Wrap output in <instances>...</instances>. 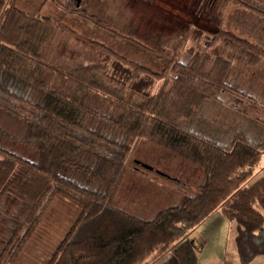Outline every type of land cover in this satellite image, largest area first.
I'll use <instances>...</instances> for the list:
<instances>
[{
	"label": "trees",
	"instance_id": "16d2710c",
	"mask_svg": "<svg viewBox=\"0 0 264 264\" xmlns=\"http://www.w3.org/2000/svg\"><path fill=\"white\" fill-rule=\"evenodd\" d=\"M17 2L0 0V111L25 125L24 140L37 160L30 162L0 148V208L5 197L17 205L5 218L8 239L0 259L18 241L15 253L36 224L35 211L56 192L71 197L80 212L49 264H154L167 254L178 264H196L199 247L189 235L215 212L234 226L241 264L264 257V181L250 182L264 143L249 142L242 130L221 146L192 131L205 103L221 93L238 94L227 84L231 63L205 51L179 63L194 30L191 25L166 53L150 50L96 16L79 11L96 29L166 61L161 73L155 74L58 19H38L20 11ZM62 30L128 68L129 80L143 74L163 79L161 88L129 100L121 86L106 81L104 64L51 66L46 62L48 48ZM224 36L220 29L212 40ZM231 44L256 51L264 59L256 46L234 37ZM140 142L170 153L203 174L194 194L184 193L176 206L159 211L151 220L111 205L126 172V158ZM32 189L37 192L29 200Z\"/></svg>",
	"mask_w": 264,
	"mask_h": 264
},
{
	"label": "rangeland",
	"instance_id": "374dc122",
	"mask_svg": "<svg viewBox=\"0 0 264 264\" xmlns=\"http://www.w3.org/2000/svg\"><path fill=\"white\" fill-rule=\"evenodd\" d=\"M46 1L18 0L17 8L38 19H58L77 34L155 74L161 73L166 61L96 29L78 14L79 11L96 16L150 50L166 53L171 52L172 41L191 25L194 30L180 53L179 63L185 64L193 55L204 51L209 56L228 60L231 70L227 84L238 93H221L214 101L205 103L194 119L192 131L221 146L228 144L235 133L242 130L249 142L264 143V94H261L264 91V59L257 57L256 51H243L231 44L234 37L264 53V32L261 31L264 28V0H58L59 5L51 3L52 0ZM220 29L227 36L213 41L212 35ZM48 50L46 62L51 66L106 65L104 78L121 86L129 100L155 94L164 82L143 74L129 80L131 72L128 68L65 30L56 35ZM253 85L255 89H252ZM25 128L22 122L0 111V148L36 162L35 152L24 140ZM125 165L126 172L111 197V205L143 220H151L159 211L176 206L184 193L194 194L203 179L200 169L147 142H140L133 148ZM141 165L150 166L153 171ZM253 181L254 178L250 182ZM181 182L186 186L183 187ZM33 189L27 197L29 200L37 192ZM45 199L35 211V226L17 244L14 254L18 241L5 251L0 264H49L52 253L78 217L80 207L60 192ZM16 206L12 198H3L0 253L8 239L5 218Z\"/></svg>",
	"mask_w": 264,
	"mask_h": 264
},
{
	"label": "crops",
	"instance_id": "0c3cea01",
	"mask_svg": "<svg viewBox=\"0 0 264 264\" xmlns=\"http://www.w3.org/2000/svg\"><path fill=\"white\" fill-rule=\"evenodd\" d=\"M261 31L264 32V28ZM262 36L264 39V33ZM252 89H255L254 85ZM261 94H264V91ZM257 180L264 181V154L261 156L255 172L254 181ZM188 239L194 241L199 247V251L196 253V264H241L234 242V226L219 212L213 213L204 220L189 235ZM155 264L178 263L172 254H167ZM249 264H264V257H257Z\"/></svg>",
	"mask_w": 264,
	"mask_h": 264
},
{
	"label": "water",
	"instance_id": "95a60500",
	"mask_svg": "<svg viewBox=\"0 0 264 264\" xmlns=\"http://www.w3.org/2000/svg\"><path fill=\"white\" fill-rule=\"evenodd\" d=\"M79 2V0H77ZM142 168L148 170V171H153V168H151L150 166H147V165H141ZM158 175L160 176H165L164 174H161V173H158L156 172ZM167 178V177H166Z\"/></svg>",
	"mask_w": 264,
	"mask_h": 264
}]
</instances>
